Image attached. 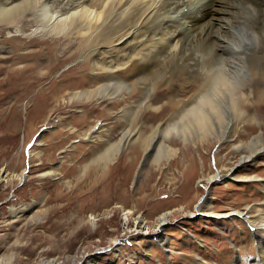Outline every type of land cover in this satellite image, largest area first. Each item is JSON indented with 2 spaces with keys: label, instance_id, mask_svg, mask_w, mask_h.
Returning a JSON list of instances; mask_svg holds the SVG:
<instances>
[{
  "label": "bare ground",
  "instance_id": "bare-ground-1",
  "mask_svg": "<svg viewBox=\"0 0 264 264\" xmlns=\"http://www.w3.org/2000/svg\"><path fill=\"white\" fill-rule=\"evenodd\" d=\"M0 29L11 33L0 39L10 48L0 67L7 74L27 77L28 87L40 83L39 75L53 74L75 61L41 88L45 100L65 88L86 85L91 87L69 90L68 99H112L116 98L112 92L121 97L118 90L127 89L140 95L133 105L147 102L146 107L155 110L143 118H158L156 124L144 130L130 127L105 146L93 159L99 169L112 162L127 143L135 147L138 138L137 148L154 149V161L175 157L181 166L195 161L194 151L202 163L200 147L219 139L229 141L230 149L239 154L236 161L213 173L202 170L199 174L198 181L205 180L209 194L211 183L226 174L235 176L240 166L264 151V0H0ZM9 83L13 85L12 80ZM141 114L120 111L117 117L133 122ZM95 127L88 130L90 136ZM235 135L248 139L235 143ZM172 139H178L181 146H172ZM45 174L56 176L57 171L49 169L40 175ZM247 174L243 177L254 178ZM25 175L23 170L16 173L0 167V182L21 180ZM261 183L263 199L253 210L248 205L232 209L253 227L239 236L253 246L236 247L233 256L227 251L228 257L220 258L223 264H264V178ZM207 200L208 195H203L189 215H216ZM37 203L22 206V211ZM117 205L122 209L124 234L146 232L160 241L172 210L160 212L149 225L141 213L134 215L131 208ZM110 210L92 212L88 221L106 217ZM10 212L16 213L14 206ZM130 217L133 226L128 224ZM119 240L111 238L109 247L113 250ZM92 255L81 254L74 263L93 261ZM13 261L12 255L0 256V264ZM31 264L59 262L49 257Z\"/></svg>",
  "mask_w": 264,
  "mask_h": 264
},
{
  "label": "rangeland",
  "instance_id": "rangeland-1",
  "mask_svg": "<svg viewBox=\"0 0 264 264\" xmlns=\"http://www.w3.org/2000/svg\"><path fill=\"white\" fill-rule=\"evenodd\" d=\"M10 34L0 29V39ZM9 49L8 42H0V66ZM74 62L53 74L39 75L40 83L30 87L27 77L7 74L0 67V167L26 174L21 180L0 182V256L12 255L15 264L49 257L59 264H75L84 253H93V261L84 264H223L220 258L228 257L227 251L233 256L236 247H250L251 241L239 236L252 232L253 227L232 209L243 210L248 205L253 210L263 199L264 151L240 166L235 176L226 174L211 183L209 194L205 193V180L198 181L199 174L202 170L213 173L236 161L239 154L231 150L229 141L219 139L200 147L202 163L194 151L195 161L181 166L175 157L154 161V149L137 148L138 138L135 147L127 143L112 162L99 169L93 159L109 142L117 141L130 127L144 130L158 118H143L144 113L154 114L155 110L146 107L147 102L133 105L140 95L127 89L118 90L121 97L112 92L116 96L112 99L69 100V90L91 87L75 86L45 100L41 88ZM120 111L142 114L130 122L117 117ZM94 126L90 136L88 130ZM247 139L235 135L233 142ZM169 143L181 146L178 139ZM49 169H55L57 175H40ZM246 174L254 178L243 177ZM203 195H208L216 215H189ZM34 200L38 201L34 207L22 211V206ZM117 204L131 208L134 215L141 213L149 225L160 212L172 210L160 241L146 232L124 234L122 209ZM12 206L15 214L10 212ZM110 207L108 216L88 221L90 213ZM227 211L231 212L220 214ZM133 223L130 217L128 224ZM113 237L120 242L112 250Z\"/></svg>",
  "mask_w": 264,
  "mask_h": 264
}]
</instances>
